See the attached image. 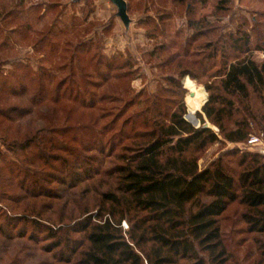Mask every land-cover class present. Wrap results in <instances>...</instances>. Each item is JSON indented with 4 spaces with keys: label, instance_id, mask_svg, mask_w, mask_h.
I'll list each match as a JSON object with an SVG mask.
<instances>
[{
    "label": "rangeland",
    "instance_id": "rangeland-1",
    "mask_svg": "<svg viewBox=\"0 0 264 264\" xmlns=\"http://www.w3.org/2000/svg\"><path fill=\"white\" fill-rule=\"evenodd\" d=\"M126 1L128 27L111 0H0V107L13 116L11 121L0 116V264H74L78 254L70 262L61 260L46 228L30 221L35 217L27 207L36 202L23 199L27 189L38 197L33 206L42 211L44 223L63 218L74 224L97 215L99 193L107 189L104 172L137 141L130 126L118 134L127 118L149 129L143 128V119L169 118L185 107V118L198 119L193 124L200 127L197 112L212 93L207 85L220 81L238 59L264 62V0ZM215 46L219 51L210 58ZM201 63L208 65L205 76L180 77L183 68L197 72ZM188 81L206 93L195 110L188 102L194 96ZM251 104L261 122L252 125L251 134L262 144L230 142L221 135L195 152L201 169L222 159L239 174L244 153L264 154V104L255 95ZM98 108L107 118L87 126L91 114L101 113ZM36 132L46 141L56 139V147H67L74 156L47 145L51 157L46 163ZM84 210L89 213L75 219ZM246 210L234 201L219 216L229 252L224 264H264V235L247 231ZM128 224L123 221L125 230ZM71 236L78 253L87 246L83 233Z\"/></svg>",
    "mask_w": 264,
    "mask_h": 264
},
{
    "label": "trees",
    "instance_id": "trees-1",
    "mask_svg": "<svg viewBox=\"0 0 264 264\" xmlns=\"http://www.w3.org/2000/svg\"><path fill=\"white\" fill-rule=\"evenodd\" d=\"M218 51L215 46L208 56L213 58ZM207 71L208 65L201 63L197 72L192 67L183 68L180 77L190 75L195 79ZM172 80L176 82L177 78L173 76ZM207 88L212 93L202 111L197 112L200 127L185 118V107L175 110L169 118L165 114L162 119H143V128L149 129L137 128L138 119L133 116L124 121L117 133H127L130 126L137 141L118 153V162L104 172L106 180L102 181L107 189L99 193L97 215L79 219L89 213L84 210L76 215V221L71 214L74 224L64 223L63 218H48L44 223L40 221L42 211L33 206L38 197L30 191L33 188L27 189L23 199L32 197L36 202L27 207L35 217L30 221L46 228L61 260L70 262V256L78 254L74 264H224L229 252L219 216L234 201L247 209L243 215L247 231L264 235V154L244 153L241 162L245 168L239 174L230 172L222 159L201 169L195 154L220 140L221 135L235 143L249 140L252 125H261L251 98L255 95L264 104V62L249 57L238 59L225 69L220 81L211 82ZM89 107L95 108L92 104ZM98 110L101 113L91 114L87 126L107 118L102 108ZM0 116L13 120L11 113L1 107ZM205 117L219 128L218 132ZM115 121L113 118L108 128ZM34 137L41 139L39 144L44 143L41 156L49 162L51 155L45 147H56V139L46 141L38 132ZM58 146L57 149L69 150ZM96 150L102 152L103 148ZM68 152L74 156L71 149ZM75 157L82 159L78 153ZM25 171L29 175L26 168ZM123 221L129 223L126 230ZM75 232L83 233L88 243L79 253L74 246L76 239L71 236Z\"/></svg>",
    "mask_w": 264,
    "mask_h": 264
},
{
    "label": "water",
    "instance_id": "water-1",
    "mask_svg": "<svg viewBox=\"0 0 264 264\" xmlns=\"http://www.w3.org/2000/svg\"><path fill=\"white\" fill-rule=\"evenodd\" d=\"M111 2L116 5L118 12L117 15L122 19L124 24L128 27L130 25L131 19L128 14V5L126 0H111ZM193 94V93H192ZM190 118V115L188 116ZM197 119V118H196ZM194 124L198 123L197 121L191 120Z\"/></svg>",
    "mask_w": 264,
    "mask_h": 264
},
{
    "label": "bare ground",
    "instance_id": "bare-ground-1",
    "mask_svg": "<svg viewBox=\"0 0 264 264\" xmlns=\"http://www.w3.org/2000/svg\"><path fill=\"white\" fill-rule=\"evenodd\" d=\"M187 83L189 88L194 92V96H189L188 102L193 110H195L205 100L206 93L202 89H197L191 81H188Z\"/></svg>",
    "mask_w": 264,
    "mask_h": 264
},
{
    "label": "built area",
    "instance_id": "built-area-1",
    "mask_svg": "<svg viewBox=\"0 0 264 264\" xmlns=\"http://www.w3.org/2000/svg\"><path fill=\"white\" fill-rule=\"evenodd\" d=\"M249 144H262V140L259 136L251 135L249 138Z\"/></svg>",
    "mask_w": 264,
    "mask_h": 264
}]
</instances>
